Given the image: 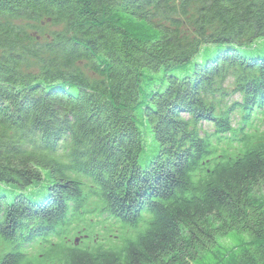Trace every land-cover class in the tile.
I'll list each match as a JSON object with an SVG mask.
<instances>
[{
	"label": "trees",
	"instance_id": "1",
	"mask_svg": "<svg viewBox=\"0 0 264 264\" xmlns=\"http://www.w3.org/2000/svg\"><path fill=\"white\" fill-rule=\"evenodd\" d=\"M263 53L264 0H0V264H264Z\"/></svg>",
	"mask_w": 264,
	"mask_h": 264
},
{
	"label": "rangeland",
	"instance_id": "2",
	"mask_svg": "<svg viewBox=\"0 0 264 264\" xmlns=\"http://www.w3.org/2000/svg\"><path fill=\"white\" fill-rule=\"evenodd\" d=\"M18 22H20V21H17V23ZM23 23H25V22H23ZM47 28L50 30H55L54 26H49ZM257 43H260V41H258ZM234 83H235V79H234V77H231L222 88V93H223L222 94L223 95L222 100H224L227 103V105H230L232 102L241 99V96L239 94L235 93V91L233 90ZM224 93L226 94L225 96H224ZM202 125H203L202 129L204 131V132L201 131L202 134L206 135V133H210L213 131V125L212 124L204 123ZM91 205H92V207H94L95 204L91 203ZM96 219H98L101 222L97 221ZM105 222H107V223H105ZM105 224H107V225H105ZM90 225L100 230L98 233H96V232L92 231V227H91V231L93 232L94 238L97 237L98 239L99 238H101V239L106 238L107 232H113L111 235H115L118 232L120 234L122 232V230H120L119 228L116 229L115 226L112 227L108 223V221H106L104 218H100L99 216L97 217L96 215L90 220ZM113 230H115V231H113ZM124 233H126V235H130L132 232L130 230H127ZM81 235L82 234H80V233L79 234L73 233L68 239L65 238L62 243L65 245H71L74 242L80 243L81 241H83L85 239V237H82ZM108 235H109V233H108ZM111 243L112 244H118L119 242L117 240H115V241H111ZM44 248L45 247L42 245V243H36L35 245H31L28 249H26V251L29 253V255H31V258H34V257H39L38 255H40L43 252ZM9 250H11V246H8L5 243H3L2 241H0V256L3 257L5 254H7V252ZM40 256L42 257V255H40ZM45 264H54V263L48 262Z\"/></svg>",
	"mask_w": 264,
	"mask_h": 264
}]
</instances>
